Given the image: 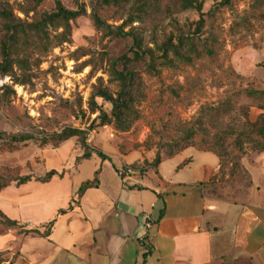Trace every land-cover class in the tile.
Returning <instances> with one entry per match:
<instances>
[{
    "label": "rangeland",
    "instance_id": "rangeland-1",
    "mask_svg": "<svg viewBox=\"0 0 264 264\" xmlns=\"http://www.w3.org/2000/svg\"><path fill=\"white\" fill-rule=\"evenodd\" d=\"M61 1L71 10L82 7L87 16L76 22L71 44L51 49L41 57L39 67L26 73V77L24 72L16 70L19 77L26 78V84L13 85L10 79L0 78V90L9 85L15 91H0V144L9 141L13 135L28 134L41 139L64 128L87 131L92 126L94 130L89 131L88 144L131 159L133 162L129 167H133V172L125 174V178L148 176L140 180L145 186H154L151 181L154 171L150 170L148 175L147 172L157 156L166 159L170 147L179 141L219 153L223 157V171L231 173L234 169L232 164L241 154L234 152L230 143L235 139L236 131L250 127L249 112L257 105L247 97L246 91L248 88H261L241 76L237 67L248 69L256 65V75L264 80L263 62L259 61L264 60V52L261 51L264 46V0H229L228 5L223 4L226 0H205L203 13L206 24L201 37L209 39L213 55L197 58L191 65L179 64L177 68L161 69L158 77L139 70L140 86L134 105L138 117L131 119V126L126 131L93 125L96 115L89 114L88 103L98 79H102L103 87L111 94L115 96L118 93L119 85L111 80L109 65L119 57L131 55L134 42L131 38L110 40L96 32L89 16L92 0ZM135 1L129 0L123 6L124 20L131 13ZM144 1L155 6L143 22L133 25L143 40L144 49L156 51L170 34L177 33V25L189 27L200 20L197 11L183 9L181 0ZM6 2L0 0V3ZM8 3L17 17L32 18L33 14L27 18L21 12V7H27L29 2L9 0ZM54 8V0H42L38 10L51 12ZM113 13L114 10L108 11V17ZM123 22L109 19V24L115 26ZM130 29L126 27L125 31ZM79 49L94 57L93 63L98 71L93 76H90L91 67L80 70V65L91 56L77 61L75 53ZM102 55H106L103 63L100 60ZM256 55L258 61L255 62ZM80 102L82 109H79ZM98 103L104 111L111 112L110 105L101 100ZM189 136H192L190 140ZM73 141L76 144L72 156H79L83 150L78 141ZM249 152L245 147L243 155ZM51 156L49 161L55 160ZM48 162L44 164L37 141H31L26 146L20 145L15 153H1L0 171L5 167H19L22 175L41 177L49 171ZM114 164L122 167L118 159H114ZM94 165V160L86 162L78 178L87 179ZM17 194L25 195V186ZM15 195L14 191L8 194V198ZM0 221V264H29L25 256V241L39 236L25 232L29 231L26 225L25 230L10 229L1 216ZM62 224L57 228L55 239L60 235Z\"/></svg>",
    "mask_w": 264,
    "mask_h": 264
},
{
    "label": "crops",
    "instance_id": "crops-1",
    "mask_svg": "<svg viewBox=\"0 0 264 264\" xmlns=\"http://www.w3.org/2000/svg\"><path fill=\"white\" fill-rule=\"evenodd\" d=\"M257 68L237 70L264 90ZM262 116L264 109L255 105L248 118L256 123ZM75 144L70 140L59 149L40 150L44 164L50 155L55 158L48 172L56 170L62 178L29 183L25 195L17 194L24 186L15 185L0 193L1 212L29 231L45 233L55 221L48 238L25 241L29 264H264V152L242 156L241 177L223 171L215 153L187 148L164 159L148 187L140 183L148 176L121 177L131 159L91 146L110 160L93 155L77 163L83 153L72 156ZM93 160L88 178L79 179L84 164ZM97 172L98 187L78 201L81 185Z\"/></svg>",
    "mask_w": 264,
    "mask_h": 264
},
{
    "label": "trees",
    "instance_id": "trees-1",
    "mask_svg": "<svg viewBox=\"0 0 264 264\" xmlns=\"http://www.w3.org/2000/svg\"><path fill=\"white\" fill-rule=\"evenodd\" d=\"M6 1V3H0V78L10 79L13 85L23 86L27 83L26 78L19 77L16 70L24 72L26 77V73L39 67L41 57L48 54L51 49L64 44H71L74 26L79 18L87 16V12L82 7L77 10L68 9L61 0H54L55 8L53 11L41 12L38 9L42 4V0H25L29 2V5L21 7L22 14L27 18L30 14H33L30 20H26L17 17L12 6L8 3L9 0ZM128 2L129 0H92V11L89 15L96 32L101 33L103 38H109L110 40L131 38L134 42L131 55L126 54L119 57L111 61L112 63L109 65V76L111 80L119 85L118 93L115 96L111 94L108 89L103 87L102 79H98V84L94 86V92L88 103L89 114L96 115L92 120L93 125L112 126L117 131L128 130L131 126V119L138 117L134 105L138 99V88L140 86L139 70H144L152 77H158L161 69L177 68L179 64L191 65L197 58L213 55V51L209 47V39L201 37L206 24L205 14L203 13L205 0H181L183 9L197 11L200 14V20L192 23L189 27H179L177 25V33L170 34L157 47L156 51L143 48V40L133 27L135 23L143 22L148 15L152 14L155 6H151L149 2L144 0H136L131 13L124 20L122 9ZM229 3L230 1L226 0L223 4L228 5ZM110 10H114V13L111 17H108L107 14ZM110 18H113L115 22H124L120 26L111 25L109 24ZM126 27H131V29L125 31ZM75 54L77 61L91 56V59L80 65L81 71L86 67H91L90 76L98 71L93 63L94 57L90 53L79 49ZM105 56L102 55L100 59L102 63L105 61ZM12 88L5 85L0 91L14 93L15 91ZM246 95L255 101L259 108L264 109V90L248 88ZM99 100L111 106L110 113L104 111L98 103ZM79 109H82L81 102L79 103ZM83 114L85 113L83 112ZM248 123L250 127L247 130L236 131L234 133L235 139L230 143L233 151L241 154L232 164L234 168L231 171L232 174L236 172L237 174H244L245 172L241 166L245 147L251 152H264V116L256 123H251L249 120ZM93 130L92 126L87 131L68 127L41 139H35L28 134L13 135L9 141L0 144V154L4 152L15 153L19 151L20 145L26 146L31 141H37L38 147L42 151L55 150L68 141L75 139L80 143L83 150L82 156L77 158V163L82 160H89L93 155H97L103 161L110 160L103 152L93 149L88 144L89 131ZM1 137L2 135H0ZM191 138L192 136H189V140ZM187 148L201 150L192 145H184L183 141H179L170 147L166 159L179 155ZM202 151L213 152L211 150ZM213 153L220 158L221 162L223 161L222 155L216 152ZM163 160L160 156H157L149 170L156 172ZM132 172L133 167H128L122 170L120 174L124 179L125 174ZM98 174L99 172L96 173L93 181H87L81 185L78 191V201L89 189L98 187ZM55 177L62 178L63 173L52 170L45 176L36 178L33 175H22L19 167H5L0 171V193L12 185L21 187L32 182L47 184ZM64 213L65 211L60 212V214ZM0 216L8 228L25 230V224L10 219L1 211ZM0 224H2L1 221ZM54 224L55 221L50 222L45 233H40L36 229L25 232L36 234L41 238H48Z\"/></svg>",
    "mask_w": 264,
    "mask_h": 264
}]
</instances>
